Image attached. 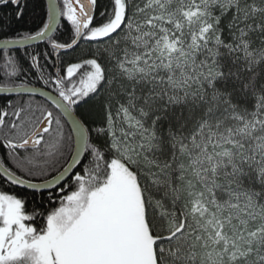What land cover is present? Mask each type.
<instances>
[{"label":"snow or ice","instance_id":"snow-or-ice-1","mask_svg":"<svg viewBox=\"0 0 264 264\" xmlns=\"http://www.w3.org/2000/svg\"><path fill=\"white\" fill-rule=\"evenodd\" d=\"M0 13V264H264V0Z\"/></svg>","mask_w":264,"mask_h":264},{"label":"trees","instance_id":"trees-1","mask_svg":"<svg viewBox=\"0 0 264 264\" xmlns=\"http://www.w3.org/2000/svg\"><path fill=\"white\" fill-rule=\"evenodd\" d=\"M45 3H46V0H45ZM4 11H9V9H5ZM40 19H41V14H40L39 9L34 10L30 3L29 7L26 8L25 10V15H24L23 20L21 21L13 20L12 21L11 30L20 31V32L34 31L37 28V26L40 24ZM33 46L38 47L40 50H43V48L45 47V44L43 42V43L33 45ZM3 151L4 150L0 149V156L3 155Z\"/></svg>","mask_w":264,"mask_h":264},{"label":"water","instance_id":"water-1","mask_svg":"<svg viewBox=\"0 0 264 264\" xmlns=\"http://www.w3.org/2000/svg\"><path fill=\"white\" fill-rule=\"evenodd\" d=\"M40 43H43V42H37L36 44H34V45H37V44H40ZM1 96L2 95H4V94H0ZM12 95H14V94H12Z\"/></svg>","mask_w":264,"mask_h":264}]
</instances>
